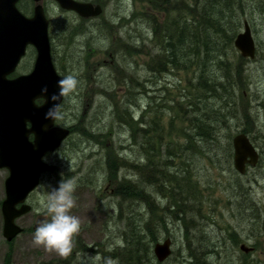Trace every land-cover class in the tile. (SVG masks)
Masks as SVG:
<instances>
[{"label": "rangeland", "instance_id": "1", "mask_svg": "<svg viewBox=\"0 0 264 264\" xmlns=\"http://www.w3.org/2000/svg\"><path fill=\"white\" fill-rule=\"evenodd\" d=\"M88 1L101 4L103 15L84 21L53 0L45 4L53 64L60 75H75L80 85L76 93L64 97L62 118L56 121L57 126L70 129L71 135L58 150L45 156L51 169L28 197L32 211L17 220L24 232L11 242L3 236L1 210L9 171L0 168V264H107L112 247L121 242L123 223L118 219L121 201L114 196L115 179L106 160L114 154L128 164L137 159L139 153L129 148V129L124 124L130 116L143 118L147 129H156L154 136L171 143L160 147L157 164L169 160V171L187 167L198 182L203 202L198 229L189 232L190 237L183 225L176 223H170L163 233L161 242L172 240V254L165 264H195L191 254L199 250L205 251L211 264H264V0H252V10L243 18L249 22L257 46L256 59H245L240 65L244 79L238 97L245 92L242 103L252 108L250 120L241 117L231 122L216 144L196 135L190 122L194 112L191 99L196 95L190 86L194 74L174 69L151 71L159 47L149 18L158 14L148 0ZM227 54L231 66L241 58L235 47ZM35 56L30 48L8 78L30 73ZM130 78L135 82L132 89L125 84ZM162 128L164 133L158 134ZM244 130L251 132L248 135L260 160L240 175L234 167L232 140ZM175 144H180V149ZM178 154L183 161L175 158ZM118 174L121 178L131 171L123 168ZM61 178H74L78 183L71 214L81 220V231L67 258L32 243L35 229L46 218L41 206L47 187L57 186ZM153 197L155 205L165 207L161 196L154 193ZM138 209L141 214L149 211L145 204ZM242 245L254 250L244 253Z\"/></svg>", "mask_w": 264, "mask_h": 264}, {"label": "trees", "instance_id": "2", "mask_svg": "<svg viewBox=\"0 0 264 264\" xmlns=\"http://www.w3.org/2000/svg\"><path fill=\"white\" fill-rule=\"evenodd\" d=\"M148 2L158 14L149 18L156 48L159 47L151 60L150 64L155 65L151 71L161 73L174 69L194 74L190 86L196 95L191 99L194 112L190 122L196 135L207 139V143L216 144L231 122L241 117L250 120L252 108L242 103L245 92L240 93V99L238 97L243 85L240 65L245 59L241 57L231 66L227 52L234 47L244 16L252 10V0ZM152 18L159 23H153ZM134 83L132 78L125 82L131 89ZM127 124L131 131V147L139 153L137 159L128 164L125 158L114 154L106 160L108 172L115 179L114 196L121 201L118 219L123 223L121 242L112 247L109 258L116 264H160L153 255L154 244L162 238L170 223L183 225L186 237H190L189 232L198 229L197 219L203 202L198 182L188 174L187 167L185 170L174 167L169 171V160L157 164L160 147L171 143H166L162 136H154L152 129H145L140 141L137 125ZM243 133L251 134L246 130ZM190 142H193L192 135ZM175 145L180 149V144ZM175 158L183 161L180 154ZM140 160L146 163L140 164ZM123 168L131 174L120 178L118 173ZM153 192L170 194V203L164 208L155 205L151 200ZM140 204L147 205L149 211L141 214ZM192 253H196L191 254L196 259L195 264H211L204 250Z\"/></svg>", "mask_w": 264, "mask_h": 264}, {"label": "water", "instance_id": "3", "mask_svg": "<svg viewBox=\"0 0 264 264\" xmlns=\"http://www.w3.org/2000/svg\"><path fill=\"white\" fill-rule=\"evenodd\" d=\"M18 0H0V168L9 171L6 180V198L2 203L3 236L13 241L24 229L17 220L32 211L27 199L40 184L41 177L51 167L42 158L58 150L70 136L68 128L56 125V120H45L44 116L52 106L50 97L58 93L60 76L51 58L49 41V20L45 16L42 0L35 15L27 18L16 8ZM60 7L73 11L83 18L98 17L103 13L101 5L82 3L76 0H55ZM31 45L37 51V59L31 73L9 79ZM235 48L244 59L254 60L256 44L250 24L244 22V31L234 41ZM47 86L48 93L41 92ZM44 99L43 104H38ZM64 98L58 101L61 106ZM234 167L240 174L247 172V166H257L260 155L245 133L233 138ZM244 253L253 248L241 246ZM160 262L172 254V241L166 240L155 246Z\"/></svg>", "mask_w": 264, "mask_h": 264}, {"label": "clouds", "instance_id": "4", "mask_svg": "<svg viewBox=\"0 0 264 264\" xmlns=\"http://www.w3.org/2000/svg\"><path fill=\"white\" fill-rule=\"evenodd\" d=\"M79 79L72 74L66 75L57 81L58 93H53L50 100L52 106L45 113V120L55 121L61 119V98L68 97L78 91ZM44 94L48 93L47 86L41 89ZM42 160L47 162L46 159ZM78 183L74 178L63 179L57 186L47 187L46 199L42 202V211L46 218L35 229L32 243L36 247H42L48 253H55L61 258H67L73 250V239L81 231V220L72 215V209L76 207L75 192ZM107 264H116L108 260Z\"/></svg>", "mask_w": 264, "mask_h": 264}, {"label": "bare ground", "instance_id": "5", "mask_svg": "<svg viewBox=\"0 0 264 264\" xmlns=\"http://www.w3.org/2000/svg\"><path fill=\"white\" fill-rule=\"evenodd\" d=\"M104 13V12H103ZM103 13H102V15H103ZM102 15H100V16H102ZM100 16H98V17H100ZM92 18H97V17H92ZM86 19H89V18H86ZM93 20V19H92ZM90 21V20H89ZM150 21V20H149ZM151 21L153 22V23H159V21L157 20V19H154V18H152L151 19ZM245 21H247V20H244L243 21V31H244V22ZM251 28V27H250ZM238 34H240V33H238ZM238 36V35H237ZM255 41V40H254ZM256 44V43H255ZM235 47V46H234ZM256 56H257V46H256ZM255 59H256V57H255ZM254 59V60H255ZM244 78L242 77V80H243ZM127 88V87H126ZM127 122H129V124L130 123H133V124H136L137 125V127L135 128L136 130H137V135L138 136H140V141H141V138L143 139V131L145 130V129H147V127L145 126V122H144V120H143V118H141V119H136L134 116L133 117H129L128 118V120L126 121V123H124L127 127H128V129H129V126H128V124H127ZM145 128H144V127ZM153 130V132L155 133V130L154 129H152ZM162 133H164V131H163V128H162V132L161 133H158V134H162ZM243 133V132H242ZM129 134H130V138H129V148L130 149H132L133 147H131V144H132V141H131V131H130V129H129ZM238 134H240V133H238ZM246 135H248V134H246ZM248 137H249V135H248ZM250 138V137H249ZM251 140V139H250ZM233 141V140H232ZM251 142H252V140H251ZM253 143V142H252ZM254 144V143H253ZM232 145H233V143H232ZM254 146H255V144H254ZM256 147V146H255ZM234 149V148H233ZM257 149V148H256ZM258 150V149H257ZM258 153H259V151H258ZM259 155H260V153H259ZM233 159H234V154H233ZM260 160V159H259ZM259 163V162H258ZM256 167V166H255ZM248 168H253V167H250L249 165L247 166V171H248ZM247 173V172H246ZM245 173V174H246ZM244 174V175H245ZM154 193H157V192H153L152 193V197H151V200L152 201H154L155 202V200H154V197H153V194ZM159 196H161L165 201H166V205L165 206H167L169 203H170V201H171V197H170V194H168V193H163V194H161V193H157ZM166 196V197H165ZM156 203V202H155ZM161 240V239H160ZM158 241L156 244H154V246H153V248H152V251H153V255H154V257H155V259H156V261L158 262V263H160V264H165L168 260H169V258L171 257H169L168 259H166L165 261H163V262H160L159 260H158V258H157V256H156V254H155V246L157 245V244H163L166 240H171L170 238H167V239H165L163 242H161V241ZM172 241V240H171ZM250 248H252V247H250ZM254 250V249H253Z\"/></svg>", "mask_w": 264, "mask_h": 264}, {"label": "flooded vegetation", "instance_id": "6", "mask_svg": "<svg viewBox=\"0 0 264 264\" xmlns=\"http://www.w3.org/2000/svg\"><path fill=\"white\" fill-rule=\"evenodd\" d=\"M49 0H42L41 1V4H42V7H43V9H44V13H45V15H46V17L48 18V20H49V30H50V25H51V23H50V19H49V17H48V8H47V6L45 5L47 2H48ZM53 1H55V0H53ZM78 2H82V3H92V4H94V5H101V4H98V3H94V2H90V1H88V0H77ZM56 2V1H55ZM26 3H28V5L26 6ZM57 3V2H56ZM58 4V3H57ZM38 5V3H36L34 0H18L17 2H16V8L18 9V11L21 13V14H23L25 17H27V18H32L34 15H35V8H36V6ZM59 5V4H58ZM102 6V5H101ZM103 7V6H102ZM32 8H33V10H32ZM61 8V7H60ZM62 9V8H61ZM63 10V9H62ZM30 14H32V15H30ZM76 14V13H75ZM80 19H83L84 21H89V20H92V19H96V18H89V19H86V18H83V17H80L78 14H76ZM50 36V35H49ZM30 48H32V49H34V53H35V61H36V59H37V51H36V49L33 47V46H31V45H29L28 47H27V50H26V54H25V56L22 58V60L20 61V63H19V65L22 63V61L25 59V57L27 56V54H28V51H29V49ZM34 61V62H35ZM19 65H18V67H19ZM34 65H35V63H34ZM34 65H33V68H34ZM17 67V68H18ZM17 68H16V70H17ZM15 70V71H16ZM33 70V69H32ZM15 71L11 74V75H13L14 73H15ZM32 72V71H31ZM30 72V73H31ZM29 74V73H28ZM23 75H26V74H23ZM19 76H21V75H19ZM16 77H18V76H16ZM16 77H12V79H14V78H16ZM40 100V99H39Z\"/></svg>", "mask_w": 264, "mask_h": 264}]
</instances>
